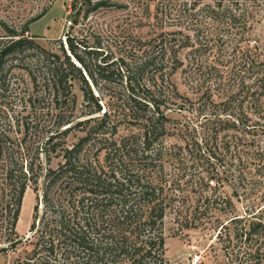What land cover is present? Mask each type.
<instances>
[{
	"label": "trees",
	"instance_id": "trees-1",
	"mask_svg": "<svg viewBox=\"0 0 264 264\" xmlns=\"http://www.w3.org/2000/svg\"><path fill=\"white\" fill-rule=\"evenodd\" d=\"M137 4L116 51L75 30L81 8L55 49L28 35L47 11L0 19V254L29 188L37 200L31 251L6 264H170L169 217L216 233L214 264H264V0ZM124 6L83 0V18ZM179 73L191 131L169 116L194 105Z\"/></svg>",
	"mask_w": 264,
	"mask_h": 264
},
{
	"label": "rangeland",
	"instance_id": "rangeland-1",
	"mask_svg": "<svg viewBox=\"0 0 264 264\" xmlns=\"http://www.w3.org/2000/svg\"><path fill=\"white\" fill-rule=\"evenodd\" d=\"M100 1L125 5L126 8L124 6L121 9H98L90 13L85 19L83 16L87 8L82 7L83 0H0V19L7 22L8 25L21 29L31 19L47 11L43 18L29 26L28 32V35L36 37V40L44 47L55 49L57 47V40L61 39L64 44L69 31L74 34L75 30L78 31L81 28L86 30L87 33L97 32L103 35L105 45L116 51L124 45L123 42L128 45V35L137 31L134 30L135 18L133 16H135V12L140 6L141 8L143 7L137 3H143L146 0H92L93 3ZM80 8L82 9L80 16L81 25L77 26L75 30L70 29L73 23V16ZM144 31L147 33L149 29L142 27L141 33H144ZM262 32L264 33V24L258 25L256 33L260 34ZM2 34L3 31L0 28V35ZM175 82L181 93L189 97L194 105L187 103L186 110H176L169 114V116L173 118L175 126L182 129H185V126H187L191 131L192 126L196 123L195 108H197L198 104L196 93L186 84L184 74L179 73L175 77ZM76 94L78 95L79 104H81L82 95L78 89H76ZM183 140L182 135L176 131V136L172 137L170 141L185 143ZM225 192L230 193V190L226 188ZM234 202L238 212L242 213L244 211L242 202L236 201L235 198ZM36 203V194L29 188L25 194L17 225L19 239L27 235L31 237L30 227L33 223L34 206ZM166 229V258L170 264H214L216 260H223L222 251L220 245L216 242V233L214 231H210L209 233L202 229L181 230L174 223L172 217L168 218ZM27 240L17 245V248L1 253L0 264H6L18 257L27 255L31 251V246ZM200 257L201 260H199Z\"/></svg>",
	"mask_w": 264,
	"mask_h": 264
},
{
	"label": "water",
	"instance_id": "water-1",
	"mask_svg": "<svg viewBox=\"0 0 264 264\" xmlns=\"http://www.w3.org/2000/svg\"><path fill=\"white\" fill-rule=\"evenodd\" d=\"M29 237H30V235H27L24 238H21V239L15 241V242H12V243L7 244L5 247L11 248L13 246L20 245V244L24 243Z\"/></svg>",
	"mask_w": 264,
	"mask_h": 264
}]
</instances>
